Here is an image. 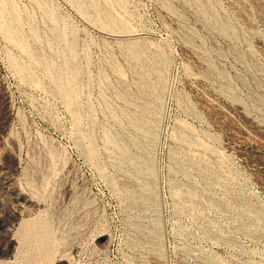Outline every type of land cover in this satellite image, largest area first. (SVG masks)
Here are the masks:
<instances>
[{
	"label": "rangeland",
	"instance_id": "374dc122",
	"mask_svg": "<svg viewBox=\"0 0 264 264\" xmlns=\"http://www.w3.org/2000/svg\"><path fill=\"white\" fill-rule=\"evenodd\" d=\"M0 264H264V0H0Z\"/></svg>",
	"mask_w": 264,
	"mask_h": 264
},
{
	"label": "water",
	"instance_id": "95a60500",
	"mask_svg": "<svg viewBox=\"0 0 264 264\" xmlns=\"http://www.w3.org/2000/svg\"><path fill=\"white\" fill-rule=\"evenodd\" d=\"M54 71H55V69H54ZM55 75H56V74H55ZM56 76L58 77V76H60V75H59V74H57Z\"/></svg>",
	"mask_w": 264,
	"mask_h": 264
}]
</instances>
